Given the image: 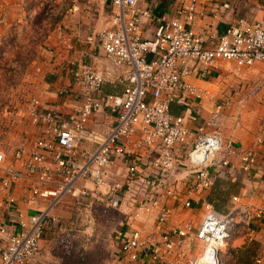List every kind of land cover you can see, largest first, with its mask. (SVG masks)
I'll return each mask as SVG.
<instances>
[{"label": "crops", "instance_id": "obj_1", "mask_svg": "<svg viewBox=\"0 0 264 264\" xmlns=\"http://www.w3.org/2000/svg\"><path fill=\"white\" fill-rule=\"evenodd\" d=\"M110 1L0 0V16H4V22L0 24V68L12 73L21 72L24 74L21 83L25 84L23 101L17 103L16 111L11 114L9 145L2 151V166L21 169L24 160L38 151L35 143L41 133L45 130L51 133L53 123L40 120L35 124L27 114L26 107L32 98L40 101L43 112L54 115L59 128H68L82 101L74 72L85 66L97 71L112 67L99 42L101 31L116 27ZM198 1L196 17L191 24H186V28L202 38L204 47L216 46L227 29L241 20L250 24L264 23V0ZM138 2L139 7L150 14L141 19L138 35L153 49L162 27L159 19L178 17V11L187 1ZM37 36L41 39L38 40ZM151 56L152 53H148L147 59ZM234 67L232 61H216L207 68L198 64L192 66L185 80L203 95L196 111L175 101L169 108L173 116H185V125L192 134L202 129L218 135L222 142L232 140L237 153L254 151L256 170L244 171L238 154L226 157L220 152L207 168L212 184L208 188H198L194 186L193 170L196 168L183 157L193 145V136L189 137L177 152L176 169L169 179L167 187L173 193L168 195L166 188L160 187L155 193V205L141 206L135 202L127 212L115 210L121 220L114 224L110 250L98 264H166L177 260L183 264L194 263L202 253L203 244L191 238V234L180 237L171 231L184 223H190L193 231L199 229L208 212L206 206L227 222L228 237L220 252V264H264V135H261L264 129V62L253 64L240 77L235 75ZM126 85L123 81L105 83L101 91L119 98ZM255 88L258 91L252 93ZM219 104H223L221 109L216 108ZM113 117L110 116V120L91 117L85 126L99 132L108 128ZM260 136L263 141L258 144L256 138ZM137 139L139 134L134 133L116 146L107 172L110 181L122 182L131 165L140 176L154 177L157 153L138 148ZM94 146L88 140H81L76 150L77 159L81 161L83 151L92 150ZM18 152L21 154L19 158L16 156ZM224 160L228 165L222 164ZM2 178L0 170V180ZM83 185L90 191L95 189L88 180L77 183L78 187ZM28 186L27 182L20 180L9 188L15 199V209L24 216L40 213L48 206L47 201L32 199L26 189ZM100 192L104 195L105 189ZM4 194L0 190V201H3ZM97 203L108 207L102 199L83 198L75 190L50 210L51 218L46 221L39 240L41 255L37 264H85L89 260L90 250H86L89 239L80 240L82 243L77 246L72 237L64 238V235L73 228L83 230H77V233L88 232L91 224L87 226L85 210L87 205L92 207ZM162 211H167L164 222L158 221ZM0 218L10 226L13 224L12 231L18 230L5 205L0 209ZM117 230L138 231L140 234L137 261L129 263L120 256L114 243L113 233ZM166 235L175 245L174 252L155 263L150 260L152 249L154 246L162 248Z\"/></svg>", "mask_w": 264, "mask_h": 264}, {"label": "built area", "instance_id": "obj_2", "mask_svg": "<svg viewBox=\"0 0 264 264\" xmlns=\"http://www.w3.org/2000/svg\"><path fill=\"white\" fill-rule=\"evenodd\" d=\"M185 1L187 4L178 11V17L159 19L162 27L153 49L138 35L141 19L149 17V12L139 7L138 0L110 1L116 27L101 31L99 42L112 67L97 71L85 66L74 72L82 101L70 127L59 128L54 115L41 110L38 99L29 101L26 112L32 122L36 124L41 120L54 125L50 134L46 130L41 133L35 143L38 151L24 160L21 169L2 166L4 154L0 151V170L3 173L0 190L5 193L0 209L5 205L18 226L14 232L13 224L11 227L0 218V264H37L41 255L39 240L46 221L51 218L50 210L75 190L83 198L102 199L108 207L123 213L135 202L141 206L155 205V193L160 187L166 188V194H172L167 186L176 169L177 152L191 136L193 145L183 157L196 168L193 170L194 186L210 187L212 181L207 168L220 152L226 157L238 154L244 171L256 170L254 151L237 153L232 140L222 142L218 135L202 129L192 134L185 125V116H173L169 107L175 101L196 111L203 95L185 80L196 64L207 68L216 61H232L234 73L240 77L245 69L264 62V23L250 24L241 20L227 29L216 46L207 48L202 45L200 36L186 28V24H191L196 17L199 1ZM3 22L4 16H0V24ZM148 53H152L149 60ZM118 81L127 83L119 98L101 91L103 84ZM257 91L255 88L252 93ZM222 105L216 108L221 109ZM110 116H114L113 122L107 125V129L95 132L85 126L91 117L110 120ZM134 133L139 134L138 148L157 153L154 177L140 176L131 165L122 182H112L107 176L111 156L121 140ZM261 135H264V129ZM256 139L258 144L263 141L262 136ZM81 140H88L95 146L92 150H84L80 161L76 150ZM16 156L19 158L21 154L18 152ZM222 164L228 165V161L224 160ZM20 180L29 184L26 189L32 199L47 201L44 211L24 216L15 209V199L9 188ZM80 180L92 182L95 189L90 191L85 185L78 187ZM100 189H105V196ZM89 208L91 206L87 205L85 218L91 224ZM206 209L208 212L196 231L190 223L171 231L180 237L191 234V238L203 244L201 255L191 264H220V252L228 237L226 220L213 214L209 206ZM166 216L167 211H162L158 221L164 222ZM113 234L120 256L129 263L137 261L141 248L138 231L117 230ZM163 245L162 248L153 247L151 261L158 263L165 255L174 252L175 245L168 235L164 236ZM166 264L183 263L177 260Z\"/></svg>", "mask_w": 264, "mask_h": 264}, {"label": "rangeland", "instance_id": "obj_3", "mask_svg": "<svg viewBox=\"0 0 264 264\" xmlns=\"http://www.w3.org/2000/svg\"><path fill=\"white\" fill-rule=\"evenodd\" d=\"M40 27L42 28V25ZM38 36L37 39L40 40L41 38ZM23 78L24 74L19 71L12 73L11 70L0 68V151H4L9 145L8 129L12 123L11 114L16 111L17 103L23 101L24 98L22 89L25 84L21 83ZM89 211L91 213V229L84 232V234L77 233V230L83 231L81 228L68 229V234L64 235V238L72 237L76 245L81 242L80 240L89 239L90 244L86 245V250H90V254L89 260L85 264H98L101 263L102 257H106L108 250H110L112 228L121 218L115 210L105 204H94L89 208ZM87 226L90 227L89 224ZM81 250H83V247Z\"/></svg>", "mask_w": 264, "mask_h": 264}]
</instances>
